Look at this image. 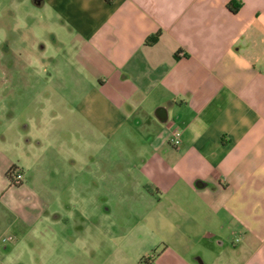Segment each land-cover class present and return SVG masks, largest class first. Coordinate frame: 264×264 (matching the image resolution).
Instances as JSON below:
<instances>
[{
  "label": "crops",
  "instance_id": "0c3cea01",
  "mask_svg": "<svg viewBox=\"0 0 264 264\" xmlns=\"http://www.w3.org/2000/svg\"><path fill=\"white\" fill-rule=\"evenodd\" d=\"M32 1L60 22L83 68L79 118L109 138L140 140L128 169L156 190L146 216L169 226L156 208L165 199L179 216L165 250L196 252L230 223L241 264H264V0ZM6 27L0 22V47L10 49L16 40ZM15 113L7 125L15 133L0 136V264H50L59 234L41 221L63 216H23L20 225L4 216L16 206L5 191L22 186L6 173H24L19 150L33 147L30 121L16 127ZM176 128L178 147L170 143ZM3 235L15 238L2 243Z\"/></svg>",
  "mask_w": 264,
  "mask_h": 264
},
{
  "label": "rangeland",
  "instance_id": "374dc122",
  "mask_svg": "<svg viewBox=\"0 0 264 264\" xmlns=\"http://www.w3.org/2000/svg\"><path fill=\"white\" fill-rule=\"evenodd\" d=\"M0 20L16 40L10 49L0 47L5 54L0 52V136L15 133L7 125L16 111L15 126L22 129L30 121L24 131L33 139L29 154L22 146L19 150L23 187L5 191L4 198L16 206L4 216H19V225L23 216H63L58 224L41 221L45 231L59 234L48 262L198 264L200 255L207 264H241L230 223L196 252L178 246L165 250L163 242L178 229L179 216L167 199L156 208L169 226L151 222L161 216H146L156 190L143 180L145 185L139 184V171L128 169L135 161L132 152L142 148L139 139L122 132L109 138L79 118L83 68L66 30L32 0H0Z\"/></svg>",
  "mask_w": 264,
  "mask_h": 264
},
{
  "label": "built area",
  "instance_id": "2783aa9c",
  "mask_svg": "<svg viewBox=\"0 0 264 264\" xmlns=\"http://www.w3.org/2000/svg\"><path fill=\"white\" fill-rule=\"evenodd\" d=\"M182 132L179 128H176L171 137H170V143L175 146V147H178L181 143H182V136H181ZM21 174H18L17 175V180H20L21 179ZM14 236L13 235H3L1 237V242L2 243H7V242H11L14 240Z\"/></svg>",
  "mask_w": 264,
  "mask_h": 264
},
{
  "label": "trees",
  "instance_id": "16d2710c",
  "mask_svg": "<svg viewBox=\"0 0 264 264\" xmlns=\"http://www.w3.org/2000/svg\"><path fill=\"white\" fill-rule=\"evenodd\" d=\"M111 1V0H109ZM229 7H230V4H229ZM238 8H235L233 9V11H237ZM160 32H157L151 36L148 37V40L149 42H155L157 41L158 37L160 36ZM16 170H17V166H12L8 171H7V177L11 180L12 183L14 184H20V180H17V175L19 173H16Z\"/></svg>",
  "mask_w": 264,
  "mask_h": 264
},
{
  "label": "water",
  "instance_id": "95a60500",
  "mask_svg": "<svg viewBox=\"0 0 264 264\" xmlns=\"http://www.w3.org/2000/svg\"><path fill=\"white\" fill-rule=\"evenodd\" d=\"M36 2L40 3L41 0H36ZM164 109H165V112H164V116H165L164 121H165V119H167V108L165 107ZM198 183L201 184V182H198Z\"/></svg>",
  "mask_w": 264,
  "mask_h": 264
},
{
  "label": "flooded vegetation",
  "instance_id": "af4514ba",
  "mask_svg": "<svg viewBox=\"0 0 264 264\" xmlns=\"http://www.w3.org/2000/svg\"><path fill=\"white\" fill-rule=\"evenodd\" d=\"M146 261V260H145Z\"/></svg>",
  "mask_w": 264,
  "mask_h": 264
}]
</instances>
